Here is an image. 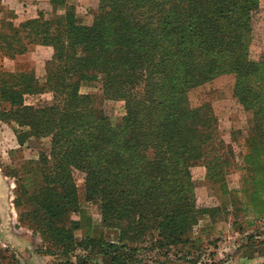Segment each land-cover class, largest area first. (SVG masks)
Segmentation results:
<instances>
[{"label": "trees", "instance_id": "obj_1", "mask_svg": "<svg viewBox=\"0 0 264 264\" xmlns=\"http://www.w3.org/2000/svg\"><path fill=\"white\" fill-rule=\"evenodd\" d=\"M51 1L68 8L67 0ZM259 9V0H101L87 26L77 23L72 7L60 20L61 32L47 20L21 24L33 42L54 47L57 65L47 83L66 99L63 105L47 108L21 101L6 112L30 127V134L52 138V159L42 154L31 168L42 180L26 183L25 202H15L30 207L20 214L33 222L29 227L42 236L55 232L65 252L74 244L69 230L58 225L77 210L72 178L77 169L85 173L88 200L102 203L104 225L123 229L126 220L134 224L138 216L135 226L149 219L162 233L174 230L181 238L190 232L195 217L189 167L203 160L212 180L223 186L230 161L213 149L222 148L224 141L217 139V118L209 104L191 110L187 90L220 74L235 73V96L254 109L255 123L264 118V59L249 57L253 15ZM23 47L20 52L27 50ZM99 76L119 96L144 84V97L128 108L117 128L90 106V97L78 94L82 83ZM263 121L256 124L262 134L249 136L243 156L241 193L248 197L247 210L256 219L264 216ZM101 236L88 235L84 241L103 248L109 264H125L118 252L126 244L119 247ZM1 252L0 247V259ZM14 262L20 264L16 258Z\"/></svg>", "mask_w": 264, "mask_h": 264}, {"label": "rangeland", "instance_id": "obj_2", "mask_svg": "<svg viewBox=\"0 0 264 264\" xmlns=\"http://www.w3.org/2000/svg\"><path fill=\"white\" fill-rule=\"evenodd\" d=\"M100 2L67 0L66 8L60 4L53 5L51 0H0V174L3 177L0 185V230L18 235L22 243L20 248L13 249L0 242V264H15V258L20 264H32L34 255L44 256V264L68 261L74 264H109L110 261H105L103 248L92 247L84 241L88 235L94 238L100 233L101 237L119 247L126 244L125 248L117 251L123 254L121 260L125 264H264V216L256 219L247 210L248 197L241 193L242 177L246 173L243 156L248 152V138L258 131L262 134L256 124H262L264 118L255 123L254 109H248L235 96V73L220 74L187 90L191 110L209 104L216 116L217 139L224 143L222 148L214 145L213 149L223 153L224 158L228 156L230 166L223 186L212 180L203 160L189 167L187 183L193 193L195 219L186 235L178 238L173 234L174 230L162 233L160 227L153 226L154 220L149 219L135 226L140 219L138 216L134 224L126 220L123 229L115 224L104 225L102 203L100 200H88L85 173L77 169L72 173L78 198L77 210L66 214L58 225L62 231V226L69 230L68 235L73 237L76 246L73 244L65 252L64 243L57 241L54 231L53 235L45 233L42 236L40 230L29 227L33 222L21 217L22 210H30V207L26 204L18 207L15 202L18 199L25 202L23 190L26 183L34 185V182L42 180L41 174L34 175L31 168L35 162L41 161L42 154L52 159V138L30 134V127L21 125L6 112L11 107L17 108L21 101L24 106L47 108L63 105L66 100L63 95L57 96L47 83L48 76L57 65L56 59L53 60L54 47L33 42V37L28 35L29 29L22 28L21 24L47 20L52 22L53 29L61 32L60 20L72 7L77 23L87 26L93 22ZM259 5L260 9L253 15V38L249 46V57L255 61L264 59V0H259ZM15 29L19 32L15 33ZM19 39L21 44H18ZM23 45L27 50L20 52ZM143 87L144 84L140 83L125 96H119L107 89L102 76H99L96 80L82 83L78 94L90 97V106L98 109L100 116L107 118L112 128H117L127 116L128 108L144 97ZM25 177L30 178L31 183ZM169 180L174 181V178ZM187 209H184L185 214ZM180 214L176 215L179 220Z\"/></svg>", "mask_w": 264, "mask_h": 264}, {"label": "crops", "instance_id": "obj_3", "mask_svg": "<svg viewBox=\"0 0 264 264\" xmlns=\"http://www.w3.org/2000/svg\"><path fill=\"white\" fill-rule=\"evenodd\" d=\"M0 242L8 247L20 248L22 243L18 235L10 234L7 230H0ZM32 264H44V256L34 255Z\"/></svg>", "mask_w": 264, "mask_h": 264}, {"label": "water", "instance_id": "obj_4", "mask_svg": "<svg viewBox=\"0 0 264 264\" xmlns=\"http://www.w3.org/2000/svg\"><path fill=\"white\" fill-rule=\"evenodd\" d=\"M2 182H3V177H2V175L0 174V185H1Z\"/></svg>", "mask_w": 264, "mask_h": 264}]
</instances>
